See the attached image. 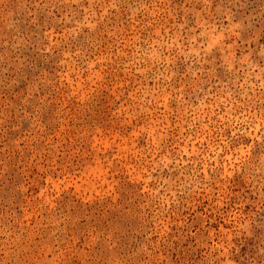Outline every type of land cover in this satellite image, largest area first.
Masks as SVG:
<instances>
[{
    "label": "rangeland",
    "instance_id": "1",
    "mask_svg": "<svg viewBox=\"0 0 264 264\" xmlns=\"http://www.w3.org/2000/svg\"><path fill=\"white\" fill-rule=\"evenodd\" d=\"M0 264H264V0H0Z\"/></svg>",
    "mask_w": 264,
    "mask_h": 264
}]
</instances>
